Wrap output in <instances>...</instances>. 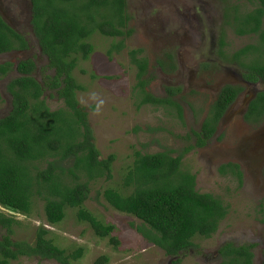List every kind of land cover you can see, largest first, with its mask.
<instances>
[{
    "label": "rangeland",
    "instance_id": "obj_1",
    "mask_svg": "<svg viewBox=\"0 0 264 264\" xmlns=\"http://www.w3.org/2000/svg\"><path fill=\"white\" fill-rule=\"evenodd\" d=\"M254 3L253 0H126L129 19L123 30L131 29L130 34L112 37L94 31L86 39L93 44L92 52L87 59L80 56L73 71L82 85L77 91V100L87 111L100 158L114 154L115 159L111 177L102 176L91 181L85 207L103 222L114 224L112 234L119 243L115 245L110 237L98 236L89 222L77 217L74 207L66 208L61 222L47 223L45 200L38 194L33 197L29 214L13 213L0 206L19 221L14 225L13 238L33 243L37 228L44 226L50 230L48 236L67 252L83 248L82 256L71 259L70 264H96L102 256L108 257V261L99 264H218L223 259L219 249L224 243H254V264H262L264 118L248 123L243 115L255 90H264V80L259 79L249 86L243 79L246 70L233 60L232 54L255 42L256 36L234 33L227 25L232 15L226 14L228 7L237 5L243 11L255 8ZM31 9V0H0L1 15L24 34L29 44L24 50L0 54V63L10 61L14 66L6 75H0V117L11 109L8 83L19 75L15 69L17 63L21 59H33L36 63L34 75L41 82L47 70L49 60L32 28ZM221 36L225 41L223 46L219 45ZM120 39L125 41V47L119 52L114 49L110 54L112 44ZM132 49L139 50L137 57L148 59L145 78L149 91L164 96L166 86L182 87L175 97L183 106V119L175 111L169 112L151 103L137 105L138 68L131 61ZM249 54L252 65L261 61L257 53L248 52L245 57ZM169 55L174 58V69L168 62ZM261 58L264 59V55ZM160 62L167 66L163 68ZM47 72L51 74L53 70ZM225 84H236L244 90L225 112L205 145L183 156L182 168L196 175V188L200 192L219 196L228 204L229 211L210 237L198 236L195 245L188 250L178 256L169 255L138 230L137 226L142 224L140 219L115 209L104 198L103 191L106 187L125 190L124 174L133 163L136 150L154 153L176 149V155L185 146L195 143L196 136L191 130L201 129L203 119ZM42 97L52 110L64 107L63 99L55 92L46 90ZM228 162L240 165L241 185L230 173L219 171L220 165ZM46 165V161L39 163L40 168ZM38 262L60 264L55 259L38 256H22L13 264Z\"/></svg>",
    "mask_w": 264,
    "mask_h": 264
},
{
    "label": "trees",
    "instance_id": "obj_2",
    "mask_svg": "<svg viewBox=\"0 0 264 264\" xmlns=\"http://www.w3.org/2000/svg\"><path fill=\"white\" fill-rule=\"evenodd\" d=\"M253 1V5H257L253 9L240 11L237 5L226 9L227 16L232 15L231 20L227 19V25L234 33L256 36L255 42L232 54L233 60L246 70L243 77L251 82L264 80V59L261 58L264 55V0ZM31 2L32 28L48 57L47 70L52 69L53 72L44 71L41 82L34 75L35 61L21 59L15 66L19 75L8 83L12 105L9 112L0 117V206L13 213L29 214L33 197L38 194L45 200L47 223L61 222L66 208L74 207L77 208V217L89 222L98 236H108L117 245L119 240L112 234L114 224L103 222L85 207L91 181L112 176L115 155L100 158L87 111L79 106L77 100V91L82 85L73 71L79 57L87 59L92 52L93 44L86 39L94 31L112 37L131 33V29L123 30L129 19L126 0ZM224 44L221 36L219 45ZM28 46L24 34L0 13V54L24 50ZM124 47L125 41L120 39L112 44L109 53L114 49L119 52ZM248 52L257 53L261 61L252 65L251 54L245 57ZM138 53L139 50L130 51L131 61L138 68L137 105L151 103L163 110L175 111L183 119V106L175 97L182 87L168 85L164 96L149 91L146 87L148 79L145 78L148 59L137 57ZM169 57L171 69L176 68L174 58L172 55ZM160 65L163 68L167 66L164 62ZM13 68L12 62H1L0 75H6ZM46 90L62 98L64 107L52 110L46 98L42 97ZM241 90L239 85L223 86L203 119L201 129L191 130L196 136L195 143L185 146L176 155V149L154 153L136 150L134 161L124 174L125 190L106 187L103 191L104 198L115 209L140 219L142 224L137 226L138 230L169 255L178 256L188 250L195 245L194 240L198 236L210 237L228 214L229 207L223 199L196 188V175L182 168V159L191 149L205 145ZM244 117L251 122L264 118V90L250 101ZM42 161L47 162L45 168L39 167ZM219 171L230 173L237 178L239 185L242 184L243 172L238 163L221 164ZM16 223L19 221L15 216L0 209V264H13L22 256H38L70 264L71 259L83 254L82 247L67 252L48 236L50 230L44 226L37 228L33 243L14 239ZM254 246V243L226 242L219 249L223 259L218 264H254ZM102 261H108V257L102 256L96 264Z\"/></svg>",
    "mask_w": 264,
    "mask_h": 264
},
{
    "label": "flooded vegetation",
    "instance_id": "obj_3",
    "mask_svg": "<svg viewBox=\"0 0 264 264\" xmlns=\"http://www.w3.org/2000/svg\"><path fill=\"white\" fill-rule=\"evenodd\" d=\"M169 58H170V57H169ZM168 62H169V63L171 62V58H170V60H168ZM243 79H244L245 81H247V83H246L247 85H249V86H251V84H252V85H255L254 82L248 81V80H246L244 77H243ZM234 85H236V84H234ZM222 88H223V87H222ZM222 88H221V89H222ZM221 89H220V91H221ZM243 90H244V88L240 91V93L238 94L237 98H238L239 95L243 92ZM260 90H261V89H258V90L256 89L255 92L253 93V95L250 97L248 104H246V110H245L244 114H245L246 111H247V108H248V106H249L250 101H251L253 98L256 97L257 92L260 91ZM237 98H236V99H237ZM236 99H235V100H236ZM235 100H234V101H235ZM234 101H233V103H234ZM233 103H232V104H233ZM232 104H231V105H232ZM231 105H230V106H231ZM230 106L228 107V109L230 108ZM228 109H227V110H228ZM227 110H226V111H227ZM221 119H222V118H221ZM243 119H244L246 122H248V123L251 122V121H247V120L245 119L244 115H243ZM259 122H260V121H259Z\"/></svg>",
    "mask_w": 264,
    "mask_h": 264
},
{
    "label": "water",
    "instance_id": "obj_4",
    "mask_svg": "<svg viewBox=\"0 0 264 264\" xmlns=\"http://www.w3.org/2000/svg\"><path fill=\"white\" fill-rule=\"evenodd\" d=\"M2 14H3V13H2ZM2 16L5 17L4 14H3Z\"/></svg>",
    "mask_w": 264,
    "mask_h": 264
}]
</instances>
